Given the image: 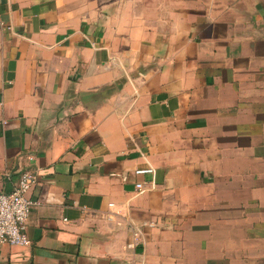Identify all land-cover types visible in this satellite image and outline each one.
Here are the masks:
<instances>
[{"label": "crops", "instance_id": "0c3cea01", "mask_svg": "<svg viewBox=\"0 0 264 264\" xmlns=\"http://www.w3.org/2000/svg\"><path fill=\"white\" fill-rule=\"evenodd\" d=\"M24 169L0 264H264V0H0V192Z\"/></svg>", "mask_w": 264, "mask_h": 264}, {"label": "built area", "instance_id": "2783aa9c", "mask_svg": "<svg viewBox=\"0 0 264 264\" xmlns=\"http://www.w3.org/2000/svg\"><path fill=\"white\" fill-rule=\"evenodd\" d=\"M38 183V175L30 169L21 172L18 182L8 192H0V243L26 246L30 243L27 233L31 209L40 203L29 196ZM141 188L142 185H137Z\"/></svg>", "mask_w": 264, "mask_h": 264}]
</instances>
